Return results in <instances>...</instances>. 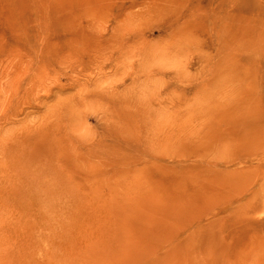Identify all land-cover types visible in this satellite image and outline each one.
Instances as JSON below:
<instances>
[{
  "label": "rangeland",
  "instance_id": "374dc122",
  "mask_svg": "<svg viewBox=\"0 0 264 264\" xmlns=\"http://www.w3.org/2000/svg\"><path fill=\"white\" fill-rule=\"evenodd\" d=\"M0 264H264V0H0Z\"/></svg>",
  "mask_w": 264,
  "mask_h": 264
}]
</instances>
